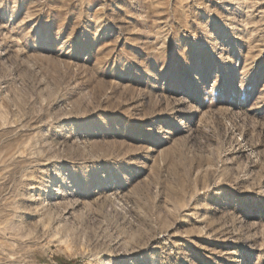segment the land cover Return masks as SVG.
Masks as SVG:
<instances>
[{"label":"rangeland","instance_id":"1","mask_svg":"<svg viewBox=\"0 0 264 264\" xmlns=\"http://www.w3.org/2000/svg\"><path fill=\"white\" fill-rule=\"evenodd\" d=\"M0 264H264V0H0Z\"/></svg>","mask_w":264,"mask_h":264}]
</instances>
